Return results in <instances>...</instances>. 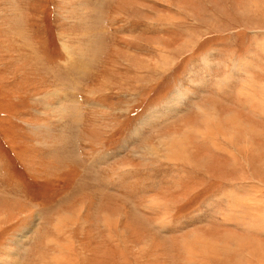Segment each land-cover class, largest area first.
Here are the masks:
<instances>
[{"label":"rangeland","instance_id":"obj_1","mask_svg":"<svg viewBox=\"0 0 264 264\" xmlns=\"http://www.w3.org/2000/svg\"><path fill=\"white\" fill-rule=\"evenodd\" d=\"M0 264H264V0H0Z\"/></svg>","mask_w":264,"mask_h":264},{"label":"bare ground","instance_id":"obj_2","mask_svg":"<svg viewBox=\"0 0 264 264\" xmlns=\"http://www.w3.org/2000/svg\"><path fill=\"white\" fill-rule=\"evenodd\" d=\"M249 127H250V125H249ZM172 148V147H171ZM222 149V148H221ZM186 152V151H185ZM258 201V200H257ZM253 232H255V231H253ZM239 260V259H238Z\"/></svg>","mask_w":264,"mask_h":264}]
</instances>
